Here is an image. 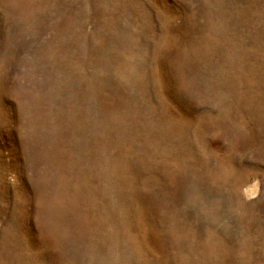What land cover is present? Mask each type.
<instances>
[{
	"label": "rangeland",
	"instance_id": "1",
	"mask_svg": "<svg viewBox=\"0 0 264 264\" xmlns=\"http://www.w3.org/2000/svg\"><path fill=\"white\" fill-rule=\"evenodd\" d=\"M0 264H264V0H0Z\"/></svg>",
	"mask_w": 264,
	"mask_h": 264
}]
</instances>
